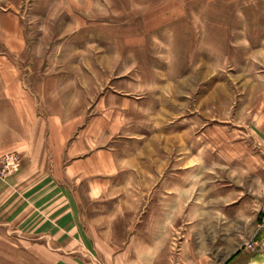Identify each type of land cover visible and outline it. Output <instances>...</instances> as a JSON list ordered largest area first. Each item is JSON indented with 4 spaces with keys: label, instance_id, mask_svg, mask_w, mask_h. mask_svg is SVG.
Segmentation results:
<instances>
[{
    "label": "rangeland",
    "instance_id": "rangeland-1",
    "mask_svg": "<svg viewBox=\"0 0 264 264\" xmlns=\"http://www.w3.org/2000/svg\"><path fill=\"white\" fill-rule=\"evenodd\" d=\"M18 90L69 133L70 203L30 230L0 177V264H111L112 243L261 211L264 0H0L6 138Z\"/></svg>",
    "mask_w": 264,
    "mask_h": 264
},
{
    "label": "crops",
    "instance_id": "crops-1",
    "mask_svg": "<svg viewBox=\"0 0 264 264\" xmlns=\"http://www.w3.org/2000/svg\"><path fill=\"white\" fill-rule=\"evenodd\" d=\"M24 99L23 91H16L14 131L8 138L7 134H0V153L12 146L20 157L19 168L10 180L21 194L23 210L17 217L30 223V230H38L40 209L55 208L57 204L69 209L70 202L65 198L70 195L57 188L56 183L61 173L58 168L69 153L66 144L70 136L64 127L50 126L48 114L36 109L32 97ZM242 203L226 206L215 224H191L189 237L177 241L133 236L112 243L121 249L113 252L111 264H264V230L258 227L261 211L248 214ZM67 230L70 233L64 236L63 243L74 247V228Z\"/></svg>",
    "mask_w": 264,
    "mask_h": 264
},
{
    "label": "built area",
    "instance_id": "built-area-1",
    "mask_svg": "<svg viewBox=\"0 0 264 264\" xmlns=\"http://www.w3.org/2000/svg\"><path fill=\"white\" fill-rule=\"evenodd\" d=\"M20 165V157L17 153L11 152L3 155L0 159V177L7 178L15 173ZM258 227L264 230V206L261 210L260 221ZM248 247H252L249 245Z\"/></svg>",
    "mask_w": 264,
    "mask_h": 264
}]
</instances>
